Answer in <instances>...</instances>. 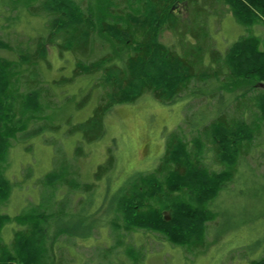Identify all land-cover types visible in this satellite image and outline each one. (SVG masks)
Segmentation results:
<instances>
[{"label":"trees","instance_id":"trees-1","mask_svg":"<svg viewBox=\"0 0 264 264\" xmlns=\"http://www.w3.org/2000/svg\"><path fill=\"white\" fill-rule=\"evenodd\" d=\"M179 4L186 17L175 10ZM224 16L246 33L219 47L211 26ZM257 27L264 29V0H0V264L64 260L61 200L50 212L1 210L13 188L4 175L12 143L66 125L65 135L80 134L79 157L83 143L104 138L118 104L144 95L163 105L182 103L184 117L167 135L153 172L134 175L114 193L112 242L99 261L143 264L133 236L146 238L145 232L177 248H204L222 192L243 170L263 167L264 179V31ZM162 29L172 36L169 45L158 40ZM107 153L97 180L115 164ZM56 171L45 177L51 194L91 190L92 184L51 182ZM7 227L11 239L4 242ZM248 262L264 264V258Z\"/></svg>","mask_w":264,"mask_h":264},{"label":"rangeland","instance_id":"rangeland-1","mask_svg":"<svg viewBox=\"0 0 264 264\" xmlns=\"http://www.w3.org/2000/svg\"><path fill=\"white\" fill-rule=\"evenodd\" d=\"M175 10L182 18L186 17L184 4L177 5ZM211 28L215 45L219 47L229 46L246 33L231 16H224ZM253 30L260 34L264 31L260 27ZM158 40L169 45L172 36L162 29ZM56 56V51L49 48L47 57L55 63V69L59 66ZM222 106L225 107V103ZM183 107L180 102L163 105L150 95H144L130 104H118L106 119L104 138L94 143H83V155L79 157H75L74 151L80 134L65 135L66 125L59 132L44 131L35 137H19L18 141L12 143L5 163L8 169L4 175L13 188L7 205L2 206V212L16 215L25 209L35 208V211L50 212L60 208L61 200L66 213L61 218L60 227L64 232L60 245L64 255L62 264H101L98 255L112 242L110 221L113 217L114 193L134 175L153 172L163 154L167 135L183 120ZM90 111L91 107H86L84 119L90 115ZM108 149L115 164L111 171L97 180V168L105 163ZM249 163L250 166L254 165L253 160H249ZM55 170L59 178L55 177L51 182L60 183L66 179L72 185L92 184L91 190L76 191L71 195L59 189L51 194L46 187L50 181L45 177ZM262 172L263 167L256 168V173L243 170L241 178L236 179L237 183L234 182L231 190L222 192L216 203L217 219L209 224L207 245L202 249L171 246L154 232H145L146 238H142L141 233L134 234L133 239L142 247V263L249 264V260L264 258ZM63 188L68 191L65 184ZM166 204L163 202L156 206ZM165 215L169 216V213L166 211ZM8 227L3 234L4 242L11 239ZM66 239H70L73 245H68Z\"/></svg>","mask_w":264,"mask_h":264}]
</instances>
